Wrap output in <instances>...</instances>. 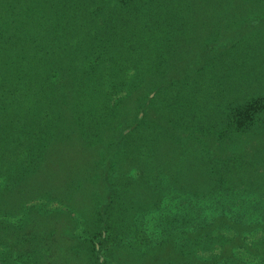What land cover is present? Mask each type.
Instances as JSON below:
<instances>
[{"label": "trees", "instance_id": "1", "mask_svg": "<svg viewBox=\"0 0 264 264\" xmlns=\"http://www.w3.org/2000/svg\"><path fill=\"white\" fill-rule=\"evenodd\" d=\"M228 1L0 0V264H104L112 258L103 248L107 233L126 216L131 226L133 217L157 208L171 194L167 187L210 192L228 182L236 193L263 177L264 97L231 109L250 114L246 119L229 113L216 121L207 107L213 81L194 86V61L180 62L185 41L167 30L172 20H213ZM200 42L196 52L209 56L213 40ZM259 124L261 132L242 135ZM153 166L173 182L149 180ZM116 167L117 174L138 169L143 187L113 188ZM40 198L66 210L47 213L34 204ZM156 221L183 236L182 264H249L243 254L257 257L251 264L264 262V246H247L242 236L258 228L264 241V224L218 215L195 231H175L181 219ZM82 224L89 228L77 239ZM226 229L235 235L217 258H195L191 251L211 249L210 237L220 241ZM119 252L112 254L120 259Z\"/></svg>", "mask_w": 264, "mask_h": 264}, {"label": "rangeland", "instance_id": "2", "mask_svg": "<svg viewBox=\"0 0 264 264\" xmlns=\"http://www.w3.org/2000/svg\"><path fill=\"white\" fill-rule=\"evenodd\" d=\"M224 12L227 15L226 19H222L223 16H221L224 15ZM215 15L217 17L213 20H172L167 28L168 34L170 36L177 32L175 34L177 38L185 41L178 48L181 54H185L181 57L180 62L185 66L194 61L193 67L188 69L194 71V79L198 80L194 86L206 83L207 78L213 81V101L209 105L202 104L203 106L207 105L209 112L213 107V118L219 121L225 119L230 113L231 117L246 119L251 115L248 113L234 114L235 111L231 113V109L264 97V0H229L228 4L224 3ZM215 20H228L225 29L219 28L213 33L201 32L214 24ZM209 40H213L214 45L209 56H203L200 52H196L195 41L199 42L198 47H200V41H204L203 44H206V41ZM199 63L205 64L200 67ZM183 77H188L187 72H182ZM260 116L259 114L257 121L262 122ZM221 127L223 128L213 129V132L220 133L224 129V125ZM260 128H263L261 124L245 131L242 135L247 137L251 132H261ZM214 153V155L219 154L218 152ZM99 169L100 165L98 164L95 167L96 174ZM209 170L210 166H205L204 172L207 173ZM112 172L113 175L110 179L113 178V188L120 187L123 182L127 186L133 185V188L135 186L137 188H134L135 192L143 187L138 181L141 176L138 169L126 168L124 172L117 174L116 172H120V167H116ZM160 173L161 169L153 166L151 170L146 171L145 175H149V180H157L158 184H163L162 187L173 182L174 178L169 177L168 172H166L167 175L162 176ZM122 179L124 181L121 182ZM229 187L232 188L228 182L220 184L210 192L193 184L183 186V190L180 191H173L167 187L171 194H165L157 208H149L151 210L148 209L149 211L143 216L133 217V223L129 222L131 226L125 225L126 219L129 217L126 216L120 228H115L116 230L107 233V239L102 243L104 251L109 252L112 258L108 259L106 256L104 264H130L129 261L133 264H169L167 262L182 264L178 256L185 255L187 251L183 236L170 233L166 224L163 226L158 223L160 221H156L157 218L162 219V216H166V214L182 220L183 225H176L175 231L178 229L195 231L203 225L210 224L213 218L218 215L243 224H264V175L257 183L245 181L239 192H231L232 189ZM132 198L134 199V195ZM179 203L182 206L176 208ZM34 204L47 213L55 209L66 210L54 201L43 198L38 199ZM118 208H122V201ZM135 212H143V210L139 207ZM239 216L242 217V220ZM152 224L155 226V230H147L146 228H150ZM87 228H89L88 224L86 227L82 224L77 227L73 235L80 238ZM256 230L250 234H242L246 237L243 241L245 245L256 248H259L258 244L264 246L263 234L258 228ZM149 232L154 233V239L150 237ZM234 235L233 230L226 229L221 232L220 241H217L213 236L210 237L211 249L191 252L196 255V259L217 258L220 248L228 246V243L233 241ZM201 245L202 241H199L197 247ZM116 251H122V253L119 252L120 259L112 254ZM142 256L146 259L144 263L141 261ZM157 257L160 258V261H156ZM242 258L249 264L259 262L257 257L249 254H243Z\"/></svg>", "mask_w": 264, "mask_h": 264}]
</instances>
